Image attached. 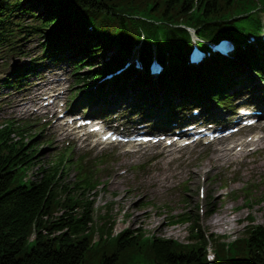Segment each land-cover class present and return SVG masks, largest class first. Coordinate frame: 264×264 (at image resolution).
Returning <instances> with one entry per match:
<instances>
[{
  "label": "trees",
  "instance_id": "1",
  "mask_svg": "<svg viewBox=\"0 0 264 264\" xmlns=\"http://www.w3.org/2000/svg\"><path fill=\"white\" fill-rule=\"evenodd\" d=\"M27 1V0H25ZM23 0H0V51L12 40V26L16 23L10 14L19 10L30 12L31 7L24 6ZM46 6L49 3L46 0ZM52 5L64 7L74 21H91L97 33L118 41L125 48L136 42L139 36L137 26L127 21L124 14L146 15L162 20L165 26H154L142 22L141 28L146 32L144 47L150 42L161 47L158 37L162 36L178 51L186 39V32L172 27L183 21L200 25L199 30L207 36H235L246 23L219 24L228 15V7L241 4L248 10L252 0H51ZM222 5L226 6V9ZM224 9V10H223ZM49 23L57 27L59 18L56 11L49 13ZM33 30L45 33L47 23L41 20ZM59 26V24H58ZM99 43L92 47V53H99ZM90 54L89 57H91ZM243 58V56H242ZM259 57H256V61ZM84 58H81L83 61ZM186 71L175 76L179 79ZM163 81L168 80L161 77ZM142 81V80H141ZM143 82V81H142ZM190 83H198L190 78ZM189 88V84H183ZM167 86L166 89H170ZM13 130L0 129V264H205L204 248L215 243L212 234H204L195 222L190 229L187 243L170 238L145 239L141 230L107 237L104 224L99 227L100 239L93 242L96 231L93 224V207L89 198L74 202L70 196L61 203L60 194L53 183L58 174L57 169L40 170L36 183L30 187L23 184L21 171L32 163L36 153L28 154L26 144L14 142L10 138ZM94 188L84 184L81 190ZM84 194V192H82ZM61 198V197H60ZM87 199V201H85ZM64 208L60 215L56 213ZM80 208L79 210H76ZM36 237L35 244L28 249L31 235ZM218 259L239 258L240 263L264 264V225L247 228L245 235L235 244L229 246L220 241ZM222 260V262H223Z\"/></svg>",
  "mask_w": 264,
  "mask_h": 264
},
{
  "label": "rangeland",
  "instance_id": "2",
  "mask_svg": "<svg viewBox=\"0 0 264 264\" xmlns=\"http://www.w3.org/2000/svg\"><path fill=\"white\" fill-rule=\"evenodd\" d=\"M35 42L32 40L27 44L31 46ZM44 75L47 78L37 87L33 86L34 78L30 79L33 90L24 89L19 94L1 90L4 93L0 91V117L8 118L16 112L17 116L35 126L36 122L27 110L34 90L49 80L63 86L69 82L64 74L49 71ZM44 136L49 145L40 150L43 154L41 165L46 166L51 161L55 146L61 148L70 141L76 146V155H87L109 171L107 175L105 171L101 173L104 186L93 196L94 228L100 227L111 216L116 222L115 233L131 228L150 235L153 233L156 238L186 243L190 224H173V217L177 214L190 212L197 217L196 221L202 219V233L215 234L218 236L216 240L222 241H232L245 234L250 225L264 223V148L242 164L226 166L218 163L216 147L179 148L160 144L92 148L82 138H65V131L54 125L44 129ZM260 146H264V141ZM239 152L243 155L245 150ZM36 168L33 167L28 174L32 176ZM125 169L127 173L121 175L119 171ZM202 171L206 176L203 183H199L198 178L196 182L187 177ZM70 173L73 178L74 169H70ZM188 185L190 191L185 194ZM210 208L215 213H208Z\"/></svg>",
  "mask_w": 264,
  "mask_h": 264
},
{
  "label": "bare ground",
  "instance_id": "3",
  "mask_svg": "<svg viewBox=\"0 0 264 264\" xmlns=\"http://www.w3.org/2000/svg\"><path fill=\"white\" fill-rule=\"evenodd\" d=\"M221 221L218 220V223H220Z\"/></svg>",
  "mask_w": 264,
  "mask_h": 264
}]
</instances>
